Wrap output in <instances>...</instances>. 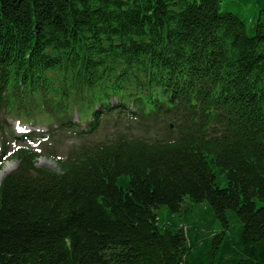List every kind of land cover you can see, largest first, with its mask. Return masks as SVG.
<instances>
[{
  "label": "trees",
  "instance_id": "trees-1",
  "mask_svg": "<svg viewBox=\"0 0 264 264\" xmlns=\"http://www.w3.org/2000/svg\"><path fill=\"white\" fill-rule=\"evenodd\" d=\"M243 1L251 33L222 0H0V264H264V0ZM186 201L206 232L160 225Z\"/></svg>",
  "mask_w": 264,
  "mask_h": 264
},
{
  "label": "rangeland",
  "instance_id": "rangeland-1",
  "mask_svg": "<svg viewBox=\"0 0 264 264\" xmlns=\"http://www.w3.org/2000/svg\"><path fill=\"white\" fill-rule=\"evenodd\" d=\"M230 9L234 13L240 15L246 22L248 32H252V26H253V20L255 15L256 7L253 4V2L244 3L243 0H222V9ZM12 128L15 130L16 133L19 134H26L27 132H31L34 130V132L39 133H48V125L44 124H34L32 122H27L26 120L18 119L15 117H10L8 121ZM42 138L35 137L32 139V141H26L25 143H22L23 145H29L30 147H39ZM70 140L65 137V139L62 142H59L57 145L55 142L49 143L46 145L52 147L55 150V156L50 157L49 153L44 154L39 162L38 165L42 166H49L47 163L51 161V166H55V169L57 170V163L56 158L64 154L65 150L70 145ZM13 144H10L12 146ZM41 147V146H40ZM55 158V159H54ZM17 165V161L15 159H8L5 163L2 169L10 166V169H14ZM8 170V171H9ZM8 173V172H7ZM1 175V172H0ZM219 184L221 186L226 185L225 178L220 175L219 178ZM186 208L184 207L181 212L176 213H170L167 206H162L159 210L160 215V225L164 227L165 225H169L172 222L174 223H180L185 224L186 226L188 224H194L195 226L199 227L203 232H206L207 229L205 228V225L207 222H210L213 217V213L210 210L209 204L207 202H197V203H190V201H186L184 203ZM258 206H264V200H257ZM216 227H223L222 222L217 219ZM229 220L232 226L236 225L235 218H233L230 214ZM220 224V226H218ZM213 224H211L212 226Z\"/></svg>",
  "mask_w": 264,
  "mask_h": 264
},
{
  "label": "bare ground",
  "instance_id": "bare-ground-1",
  "mask_svg": "<svg viewBox=\"0 0 264 264\" xmlns=\"http://www.w3.org/2000/svg\"><path fill=\"white\" fill-rule=\"evenodd\" d=\"M51 164H52V163H51ZM9 169H10V166L4 168V169L2 170V172H1V177H3V176L8 172Z\"/></svg>",
  "mask_w": 264,
  "mask_h": 264
}]
</instances>
